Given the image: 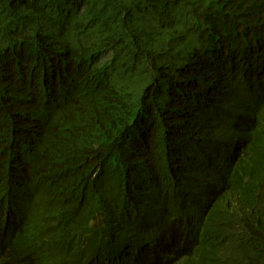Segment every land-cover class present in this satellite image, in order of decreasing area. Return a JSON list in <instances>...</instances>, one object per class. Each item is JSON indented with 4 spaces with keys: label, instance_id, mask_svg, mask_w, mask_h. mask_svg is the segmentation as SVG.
Instances as JSON below:
<instances>
[{
    "label": "trees",
    "instance_id": "1",
    "mask_svg": "<svg viewBox=\"0 0 264 264\" xmlns=\"http://www.w3.org/2000/svg\"><path fill=\"white\" fill-rule=\"evenodd\" d=\"M0 264H264V0H0Z\"/></svg>",
    "mask_w": 264,
    "mask_h": 264
}]
</instances>
